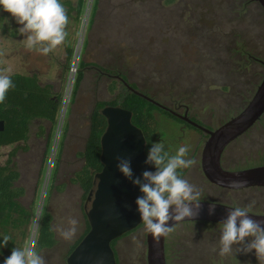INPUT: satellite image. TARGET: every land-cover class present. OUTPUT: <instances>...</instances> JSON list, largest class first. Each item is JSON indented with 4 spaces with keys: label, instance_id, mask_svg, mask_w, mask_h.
<instances>
[{
    "label": "rangeland",
    "instance_id": "374dc122",
    "mask_svg": "<svg viewBox=\"0 0 264 264\" xmlns=\"http://www.w3.org/2000/svg\"><path fill=\"white\" fill-rule=\"evenodd\" d=\"M94 1L86 0L80 18L68 22L63 44L47 55L28 50L23 42L26 36L18 31L22 25L10 13L0 12V73L36 74L41 84H51L62 94L56 123L34 120L28 150H19L13 159L20 173L18 184L26 190L22 202L34 205L35 209L24 248L31 246L33 250L44 208L54 217V230L66 228L70 218L78 221V230L71 241L64 240L55 230L57 245L44 254L46 264H67L65 257L70 246L86 228L90 202L84 204L81 188L71 179L84 163L81 154L96 103L109 102L126 91L125 81L115 73H107V69L120 72L128 84L146 90L171 110L183 113V108L177 109L180 104L206 109L203 110L206 116L200 118L216 126L246 106L251 89L260 84L264 75V65L246 57L243 58L248 64L246 69L231 64L230 38L219 46L223 36L237 33L235 29L247 32L248 51L264 60V9L255 0L245 5V0H100L91 26ZM67 46L73 49L70 60L66 56ZM82 61L88 65L74 96ZM224 85L229 89L223 88ZM151 112L158 124L153 143L162 142L170 155L187 145L190 150L186 158H190L197 135L190 131L191 136L181 137L177 121L155 108ZM212 114L213 119L209 118ZM203 144L195 153L199 168ZM16 145L0 146V165L6 163ZM224 163L246 167L264 164V116L226 151ZM184 178L201 190V197L205 193L218 197L204 181L201 169L195 173L190 168ZM183 228L194 232L190 237L198 256L202 247L208 251L206 258L201 256L196 264H230L250 255L246 258L252 261L253 251L219 256L220 227ZM207 231L214 238H206ZM146 234L142 224L116 243L119 264H147ZM16 236L22 239L20 233Z\"/></svg>",
    "mask_w": 264,
    "mask_h": 264
},
{
    "label": "trees",
    "instance_id": "16d2710c",
    "mask_svg": "<svg viewBox=\"0 0 264 264\" xmlns=\"http://www.w3.org/2000/svg\"><path fill=\"white\" fill-rule=\"evenodd\" d=\"M249 0L244 1V5ZM252 1V0H250ZM100 0L94 1L91 26L94 23L95 16ZM60 3L66 9L68 15V22L71 19L78 20L84 11L86 0H60ZM3 8L0 7V12H3ZM242 15V13H241ZM242 24L245 23L244 19L240 17ZM237 31L235 35L232 33L230 36H223L219 46L226 44L225 39L230 38V46L232 45L230 53H232L233 61L231 64L239 65V60L246 57L249 61H254V56L264 63V60L260 56H256L248 51L246 43V33L243 31ZM249 55H252L249 57ZM66 56L70 60L73 56V49L70 46L66 47ZM241 57V59H239ZM84 61L80 63V71L76 77L74 85V96L77 94L83 79L84 68L87 66ZM263 65V64H262ZM241 69V68H240ZM115 73L119 75L125 82V76L117 71H108L107 73ZM263 75V73H262ZM15 88L10 89L6 95V100L3 104H0V121L4 123V130L0 131V146H8L17 144L11 152L4 165H0V244L3 243V236L8 235L11 237L7 246L0 247V264H4V260L11 255L14 248L24 249V239L28 236L29 227L32 223L35 209L34 205L26 206L23 204L22 199L26 194L24 187L18 184L20 179V173L16 169L14 164V157L21 149L28 150L27 142L29 140L31 123L36 119H43L51 124H55L58 117V112L61 104V93H57L54 90V86L51 84H41L40 79L36 74H10ZM260 78V73L258 75ZM128 83V82H127ZM141 94L153 99L157 103L161 104L158 100L153 98L146 90H138L135 85L129 84ZM257 85H254L250 92V97L247 98L245 104L250 100ZM112 86V90H114ZM125 93L120 92L119 95L109 102L98 101L92 111L90 117L89 133L85 143L83 153L82 167L76 171L71 179V182L78 185L82 190V198L84 204L88 201L90 192L95 187V177L99 173L103 164L101 162V137L107 128V119L101 114V110L110 106H121L132 112V122L141 131L146 139V152L153 143V137L157 131L156 116L151 112V109H157L162 114L174 119V117L166 110L159 108L144 97L134 94L127 87ZM244 104V105H245ZM163 105V104H162ZM243 109V106L242 108ZM240 109V111H241ZM263 119V117L260 119ZM41 133H44L45 129L41 127ZM22 144V145H20ZM180 175L184 178L186 170H178ZM53 188L50 189L52 191ZM54 217L47 208H44L41 212V216L38 222L36 237L34 241L33 250L37 251L40 255L44 256L47 251L52 250L57 245V238L53 227ZM144 224V223H143ZM90 226L86 215V228L83 234L70 246L66 261L70 253L80 243V241L89 232ZM20 233L22 239H18L16 236ZM131 232L124 236H127ZM123 236V237H124ZM122 238V237H121ZM114 240L112 247L115 251L116 258L119 264L117 252L115 250L116 243L121 239Z\"/></svg>",
    "mask_w": 264,
    "mask_h": 264
},
{
    "label": "water",
    "instance_id": "95a60500",
    "mask_svg": "<svg viewBox=\"0 0 264 264\" xmlns=\"http://www.w3.org/2000/svg\"><path fill=\"white\" fill-rule=\"evenodd\" d=\"M264 9V0H256ZM124 82V81H123ZM134 94L144 97L154 105L176 115L165 106L141 94L124 82ZM101 114L107 119V128L101 137L102 170L96 174L95 187L88 196L90 208L87 211L89 232L67 258V264H97L103 258V264H118L112 242L138 228L143 221L137 212L135 200L141 195L138 186H134L117 169L116 157L130 158L135 176L144 170L155 171L153 165H146V139L141 129L132 122V112L121 106H106ZM264 115V75L260 84L246 106L220 127L209 131V137L201 150V168L205 177L216 185L228 189L229 182L245 180L242 188L264 185V165L237 171L225 170L221 158L230 143L252 128ZM195 126H198L195 124ZM4 123L0 121V131ZM223 181V183H221ZM215 202L202 201L200 213L192 221L220 223L226 219L231 206L215 203L213 214H209V205ZM254 220H264V216L249 213ZM188 218H185V221ZM180 222V223H182ZM172 226V222H169ZM165 237L156 242L151 233L146 234L147 264H166Z\"/></svg>",
    "mask_w": 264,
    "mask_h": 264
},
{
    "label": "clouds",
    "instance_id": "9594fccd",
    "mask_svg": "<svg viewBox=\"0 0 264 264\" xmlns=\"http://www.w3.org/2000/svg\"><path fill=\"white\" fill-rule=\"evenodd\" d=\"M0 7L22 25L18 31L26 36L23 42L28 50L47 55L65 41L68 15L60 0H0ZM13 88L15 84L11 76L0 73V104L5 102L7 93ZM189 150L187 145L180 146L174 155H170L162 142L152 143L144 163L153 165L155 171L144 170L140 176L134 175L130 158L116 157L118 171L139 188L141 195L135 200L136 210L145 230L156 242L161 237L170 236L185 218L192 221L200 213L201 190L178 171L196 164L194 159L186 158ZM246 183L245 180H233L229 186L242 188ZM254 204L253 201L245 207L229 208L226 219L219 223L220 257L255 250L259 264H264V220L249 216ZM215 207V203L209 205V214L214 213ZM170 221L172 226H169ZM55 230L64 240L71 241L78 230V221L70 218L66 228L57 227ZM10 239L4 235L0 247L7 246ZM4 264H46V261L29 246L14 248ZM97 264H103L102 257L98 258Z\"/></svg>",
    "mask_w": 264,
    "mask_h": 264
},
{
    "label": "flooded vegetation",
    "instance_id": "af4514ba",
    "mask_svg": "<svg viewBox=\"0 0 264 264\" xmlns=\"http://www.w3.org/2000/svg\"><path fill=\"white\" fill-rule=\"evenodd\" d=\"M250 56H252V55H249V57ZM243 60L244 59L239 60L238 67L241 69H246L248 67V64L244 63ZM251 62H258V63H261L264 65V63H262L261 60H259V59L256 60L255 56H254V61H251ZM223 88L229 89V86L224 85ZM166 108H168V107H166ZM178 108H183L184 112L180 113V112H177L175 110H171L170 108H168V109L176 114L173 116L170 113L174 117V120L180 124L179 129H180L181 137L188 138L187 136H191L189 134L190 131L194 132L195 135H197V137H196L197 140H195L194 149H193L191 157H190V159H194L197 162L198 160H197V158H195V153H196L199 145L202 142L205 143L206 140L208 139V137H209L208 132L217 129L222 124H224L226 121L224 123L218 125V126L209 125L200 118V117H203L204 115L206 116V113H204V111H203V110L206 111V109H200V108H192L191 109L189 107V105H187V104L186 105L180 104L179 107H177V109ZM214 117H215V115L212 114V116L210 115L209 118L213 119ZM260 119L258 120V122H260ZM195 124H197L198 126H195ZM246 133H244L243 135H245ZM243 135H241L239 138H237L232 143H230L228 145V147L225 149V151L223 152L222 158H221V166L223 169L229 170V171H237V170H242V169H246V168H251V167L240 166V165L231 166L229 164L226 165L224 163V156H225L226 151H228L236 143V141L238 139H240ZM261 165H264V164H261ZM261 165H258V166H261ZM253 167H255V166H253ZM191 168H192L193 172H195V173L201 169L204 181L207 183L209 188H211L214 191L215 195L218 196V197H215L214 195L209 196V195H206V193H205V196L203 195L202 197H200V199L202 201L215 202V203H219V204H223V205H227V206H231V207H235V206L245 207L254 201L255 204H254L252 211L250 213L254 214V215L264 216V185L251 186V187H246V188H241V189H228V188H224V187H221L219 185H216L214 183H211L205 177V175L202 171L201 155H200V168L197 165V163H196L195 167H191ZM189 169L190 168L185 169L186 173H187V170H189ZM193 225H198L199 227H205L204 229H207L206 227H208V226L220 227L219 223L207 222V221H186V222L179 223L176 226L175 231L173 233H171L170 236L165 237L164 250H165L166 264H196L201 256H202V259L206 258V254L208 253V251L204 247L201 248L203 251L199 250V254L201 253L199 256L197 254V247L196 248L192 247V240H191L190 235L194 232L192 230L190 231L188 229L183 228V227H188V226H193ZM138 228H136L135 230H137ZM179 229H181L182 231H180ZM135 230H133V231H135ZM201 235L204 236L203 234H201ZM205 236H206V238H212V237L214 238V236L210 235V232H208V231L206 232ZM219 238L220 237H218V239ZM253 253H255V250H253ZM253 253H252V256H253L252 261H250L248 258H246V257H250L251 256L250 255V256L244 257L241 260L237 259V261H231L230 264H259V261L256 259V255ZM241 254H243V253H241ZM241 254H240V256H242ZM226 264H228V263H226Z\"/></svg>",
    "mask_w": 264,
    "mask_h": 264
}]
</instances>
